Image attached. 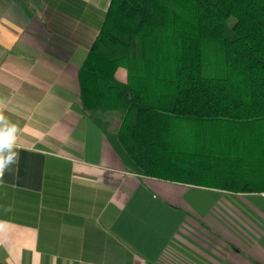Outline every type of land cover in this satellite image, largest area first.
<instances>
[{"label": "crops", "instance_id": "1", "mask_svg": "<svg viewBox=\"0 0 264 264\" xmlns=\"http://www.w3.org/2000/svg\"><path fill=\"white\" fill-rule=\"evenodd\" d=\"M109 4L0 0V264H264V187L133 174L82 110ZM119 118H102L108 132Z\"/></svg>", "mask_w": 264, "mask_h": 264}, {"label": "trees", "instance_id": "2", "mask_svg": "<svg viewBox=\"0 0 264 264\" xmlns=\"http://www.w3.org/2000/svg\"><path fill=\"white\" fill-rule=\"evenodd\" d=\"M78 83L131 173L264 187V0H110ZM118 115L109 134L102 118Z\"/></svg>", "mask_w": 264, "mask_h": 264}, {"label": "rangeland", "instance_id": "3", "mask_svg": "<svg viewBox=\"0 0 264 264\" xmlns=\"http://www.w3.org/2000/svg\"><path fill=\"white\" fill-rule=\"evenodd\" d=\"M108 129H111L109 126H108ZM105 130L107 131V128H106V125H105ZM108 132V131H107ZM109 134H113L111 132H108ZM115 133V132H114Z\"/></svg>", "mask_w": 264, "mask_h": 264}, {"label": "clouds", "instance_id": "4", "mask_svg": "<svg viewBox=\"0 0 264 264\" xmlns=\"http://www.w3.org/2000/svg\"><path fill=\"white\" fill-rule=\"evenodd\" d=\"M11 160V157H8L7 161H5V163H9Z\"/></svg>", "mask_w": 264, "mask_h": 264}]
</instances>
